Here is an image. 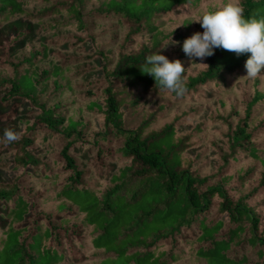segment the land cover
<instances>
[{
  "label": "trees",
  "instance_id": "1",
  "mask_svg": "<svg viewBox=\"0 0 264 264\" xmlns=\"http://www.w3.org/2000/svg\"><path fill=\"white\" fill-rule=\"evenodd\" d=\"M226 3L0 0V264H264V71L182 50Z\"/></svg>",
  "mask_w": 264,
  "mask_h": 264
},
{
  "label": "clouds",
  "instance_id": "2",
  "mask_svg": "<svg viewBox=\"0 0 264 264\" xmlns=\"http://www.w3.org/2000/svg\"><path fill=\"white\" fill-rule=\"evenodd\" d=\"M196 22L204 31L196 32L183 41L182 50L187 57L203 60L211 57L216 48L237 56L250 53L245 63L246 77L255 79L264 71V16L245 18L240 0H228L219 9L204 12ZM199 65L208 67L202 63ZM140 70L151 75L164 91L177 96L187 91L186 71L179 59L170 61L164 55L153 53L146 57V65ZM3 139L12 143L20 139V134L10 128L5 129Z\"/></svg>",
  "mask_w": 264,
  "mask_h": 264
}]
</instances>
